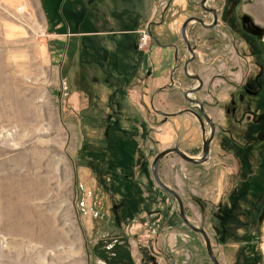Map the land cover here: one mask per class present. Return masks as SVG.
<instances>
[{
	"label": "rangeland",
	"instance_id": "1",
	"mask_svg": "<svg viewBox=\"0 0 264 264\" xmlns=\"http://www.w3.org/2000/svg\"><path fill=\"white\" fill-rule=\"evenodd\" d=\"M200 1L7 5L22 34L0 31V264H212L151 168L171 148L200 159L210 133L183 97L197 83L179 29L211 23ZM205 6L217 27L188 24L187 72L213 137L203 164L169 154L157 174L219 264H264V0Z\"/></svg>",
	"mask_w": 264,
	"mask_h": 264
},
{
	"label": "flooded vegetation",
	"instance_id": "2",
	"mask_svg": "<svg viewBox=\"0 0 264 264\" xmlns=\"http://www.w3.org/2000/svg\"><path fill=\"white\" fill-rule=\"evenodd\" d=\"M203 0H201L200 2H199V6H200V9L202 10V11H204L205 13H208V14H211V16H212V21H211V23H209V24H204L203 23V21H202V19H200V18H197V17H189V18H187L185 21H183V23L181 24V26H180V29H179V37H180V40L185 44V46H186V49H187V51H188V53L190 54V57H188L187 59H185V61H184V64H183V66H182V69H183V74H184V76H186V77H188L190 80H193V81H195L197 84H196V86L195 87H193V88H191V89H188L187 91H185L184 93H183V97H184V99L186 100V102L190 105V109H198V110H196V112L195 111H188V113L189 114H191L192 116H194L195 118H196V120L198 121V124L200 125V127L201 128H203V125L204 124H207L206 123V121L204 120V118H203V116L200 114V110H201V108H202V110H203V113L205 114V111H204V104L202 103V102H199L198 100H196L195 98L194 99H192V98H190L189 96L192 94V95H196V93H198L201 89H202V82H201V79L198 77V76H191L190 74L188 75V72H187V68L189 67V64H190V62L193 60V51H192V49H191V47H190V44H189V42L187 41V36H186V28H187V26H188V24L189 23H191V22H194V21H188L187 22V24H186V26L184 27V23L187 21V20H189V19H193V20H195V22H197L199 25H201V27H203V28H205V29H212V28H216L217 27V13H216V11L214 10V9H210V8H207L206 6H205V4L207 3V1L204 3V7H205V9L206 10H204L203 8H202V6H201V2H202ZM210 11H214V14L213 13H211ZM236 17V16H235ZM235 22H236V24H237V28H238V32L240 31V33H242L243 35H247V36H250V37H252L250 34H247V33H243L242 32V30H241V28H240V25H239V23L235 20ZM152 27V25L150 24L149 26H148V29H147V34H148V42L150 41V44H154L155 45V47H157V48H159V50H162V49H168V50H170V51H172L171 53H170V55H171V60H172V63H174V66H176L177 65V60H179V57H178V51L177 50H179V48H177L176 47V45H174V44H164V43H160L159 41H158V39L156 38V37H154L153 35H152V33H151V30H150V28ZM184 27V38L182 37V33H181V30H182V28ZM150 37V38H149ZM236 35L234 34V33H232V36H231V39H233L232 40V42H233V44H232V46H233V49H234V51H235V55H236V58H237V60L240 58L244 63H245V59L242 57V55H241V53H240V51H239V49H237V47H235V45H236V43H235V39H236ZM253 38V37H252ZM253 40H255L254 38H253ZM142 46H140V50L142 49L141 48ZM151 47L152 46H150V49H149V57H150V54H151ZM147 57V56H146ZM170 60V61H171ZM152 61V60H151ZM180 61V60H179ZM160 62V61H159ZM249 63V62H248ZM247 63V65H248V67H249V64ZM150 65H152L153 64V62L151 63H149ZM242 64V63H241ZM242 65H244V64H242ZM153 66V65H152ZM244 69V71H245V67L243 68ZM175 70L176 69H173V67H171V69H170V73H168L169 75H168V79H169V81H170V84H169V86L168 87H166V89L167 88H170V87H172L173 86V84L175 83L174 82V79L172 78V76H173V74H174V72H175ZM249 71V70H248ZM151 72V76H154L155 75V71L154 70H152V71H150ZM151 76H148V77H151ZM177 84V83H176ZM178 85V84H177ZM231 85H233V86H237L236 84H233V83H231ZM165 88V87H164ZM179 91H181V87L179 86ZM205 116L207 117V115L205 114ZM208 118V117H207ZM209 119V118H208ZM210 120V119H209ZM208 125V124H207ZM209 128H210V133H209V136L206 138V140H204L203 141V143L205 142V141H207L208 139H210V142H211V139H212V137H213V133H212V135H211V131L213 132L214 131V128H212L211 129V127L209 126ZM203 130V129H202ZM209 142V143H210ZM209 145V144H208ZM208 154V153H207ZM202 156H203V144H202ZM207 158V157H206ZM201 159V158H200Z\"/></svg>",
	"mask_w": 264,
	"mask_h": 264
},
{
	"label": "water",
	"instance_id": "3",
	"mask_svg": "<svg viewBox=\"0 0 264 264\" xmlns=\"http://www.w3.org/2000/svg\"><path fill=\"white\" fill-rule=\"evenodd\" d=\"M207 0H203L201 2V6L204 10L205 7H204V3L206 2ZM211 13L214 14V11H210ZM188 21H195L193 19H189L187 20L185 23H184V27L186 26L187 22ZM184 27L182 28L181 30V33H182V37L184 38ZM200 114L203 116L204 120L206 121V123L211 127V129L213 128V124L211 123V120H209L205 114L203 113V110L201 108L200 110ZM212 131H211V135H212ZM210 142V139H208L207 141H205L203 143V156L201 157V159H193L189 156H187L186 154H184L183 152H181L180 150L176 149V148H171V149H167V150H164L162 151L161 153H159L155 159L153 160V163L151 165V168H152V176H153V180L155 181V183L157 184V186L162 189L163 191H165L166 193H168L169 195H171L177 202V205H178V209H179V218L181 219L182 223L192 232L194 233H197L199 234L203 240H204V243H205V249H206V253H207V256L209 258V260L211 261L212 264H219L217 262V260L215 259V257L213 256L212 254V249H211V246H210V242H209V239L207 237V235L205 234V232L201 229H198L196 227H194L193 225H191L189 223V221L185 218V215H184V211H183V206H182V202L180 200V198L175 194V192H173L171 189L167 188L159 179L158 177V174H157V165L159 163V161L161 159H163L165 156L169 155V154H175L176 156H178L182 161L190 164V165H200V164H203L205 161H206V157H207V153H208V144Z\"/></svg>",
	"mask_w": 264,
	"mask_h": 264
},
{
	"label": "crops",
	"instance_id": "4",
	"mask_svg": "<svg viewBox=\"0 0 264 264\" xmlns=\"http://www.w3.org/2000/svg\"><path fill=\"white\" fill-rule=\"evenodd\" d=\"M27 0H0V31L1 33L4 35V40L6 41L7 39H10L12 37L13 34H18L21 35V31L22 29L20 27H17V29L19 31H17L16 29L12 28V24H11V17L13 16V12L11 11V7H7L11 6V3H19V4H26ZM41 8V7H40ZM22 13V12H20ZM15 15V13H14ZM20 18L23 16L24 20H25V24L28 26V23L30 24V22H28V20L31 19H26L25 15H18ZM19 19V21L21 22V20ZM6 19H7V23H6ZM42 27H40L41 29ZM27 27H25L24 32H26ZM0 43H1V39H0Z\"/></svg>",
	"mask_w": 264,
	"mask_h": 264
},
{
	"label": "built area",
	"instance_id": "5",
	"mask_svg": "<svg viewBox=\"0 0 264 264\" xmlns=\"http://www.w3.org/2000/svg\"><path fill=\"white\" fill-rule=\"evenodd\" d=\"M144 43H142V45H143Z\"/></svg>",
	"mask_w": 264,
	"mask_h": 264
}]
</instances>
